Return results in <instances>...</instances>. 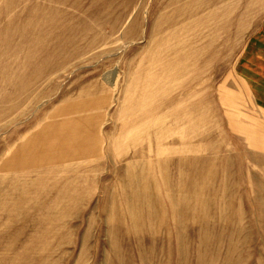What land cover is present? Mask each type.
<instances>
[{"label":"rangeland","instance_id":"374dc122","mask_svg":"<svg viewBox=\"0 0 264 264\" xmlns=\"http://www.w3.org/2000/svg\"><path fill=\"white\" fill-rule=\"evenodd\" d=\"M264 0H0V264H264Z\"/></svg>","mask_w":264,"mask_h":264},{"label":"crops","instance_id":"0c3cea01","mask_svg":"<svg viewBox=\"0 0 264 264\" xmlns=\"http://www.w3.org/2000/svg\"><path fill=\"white\" fill-rule=\"evenodd\" d=\"M244 82L264 113V24L244 54Z\"/></svg>","mask_w":264,"mask_h":264}]
</instances>
